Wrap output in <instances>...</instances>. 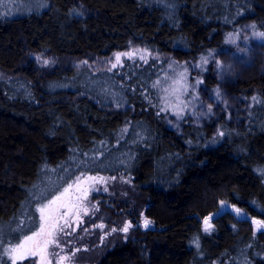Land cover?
<instances>
[{
  "label": "trees",
  "instance_id": "obj_1",
  "mask_svg": "<svg viewBox=\"0 0 264 264\" xmlns=\"http://www.w3.org/2000/svg\"><path fill=\"white\" fill-rule=\"evenodd\" d=\"M244 27L260 38L264 0H0V69L14 74L0 78L5 264L4 249L40 227L39 209L85 174L130 184L98 215L107 228L131 221L127 233L101 246L73 239L88 242L93 264H264V228L251 221H264V71L219 83L201 59ZM131 44L163 57L114 70L26 61L29 51L103 57ZM196 89L217 99L211 111L189 109Z\"/></svg>",
  "mask_w": 264,
  "mask_h": 264
},
{
  "label": "rangeland",
  "instance_id": "obj_2",
  "mask_svg": "<svg viewBox=\"0 0 264 264\" xmlns=\"http://www.w3.org/2000/svg\"><path fill=\"white\" fill-rule=\"evenodd\" d=\"M237 37L238 38L234 40V44L231 48L220 49L213 58H210V61H208L209 64L205 63L206 67H210L213 69L219 83L223 82V80H230L235 77H240L242 76L243 72L247 70H257L261 72L264 71L263 38L253 37L247 27H244L241 30V33L237 35ZM117 53H128L131 55H121L119 62H117ZM37 57H40V59L38 60ZM154 57L161 58L163 57V55L152 52L142 46L131 44L125 50L114 51L110 55L103 57H78L67 55L54 56L45 53H36L29 51L26 54V61H31L41 71H48L53 68L62 69L66 67H89L93 70H114L115 68L121 67L128 61L130 63L145 62L148 59ZM44 60H48L49 64H43ZM217 60L221 61L222 65L228 68L229 70L227 72L222 73L221 69L217 67ZM113 65H115V67H113ZM11 77H14L13 73L0 69V78ZM197 93L199 96V100L195 101L193 99H190L189 109L191 108V110H194L195 112L199 113L204 110L207 106L217 103V99L212 96L211 91L202 89V92L198 90ZM233 103L235 104L236 110H240L241 108H243V106H241L238 102ZM88 177H96L97 180L92 181L89 180ZM100 177L104 178L103 181H99ZM77 178H79V182H77ZM77 178L70 183L72 187L69 189V191L66 193L64 191L61 199L56 203L50 205L49 208L45 210V215L51 217L48 223L58 224L62 228V231H58L55 233L60 247H56L55 245H49L46 253L44 254L49 264H57V261H59L61 256L71 257L70 260H65L63 264H91L92 256L88 253L86 255L85 252H82V250H88V242H85L81 248H77V241L75 242L73 239L78 240L77 238H83L85 241H95L96 246H101L103 244V240L101 239V237L104 238L108 236L109 233L111 234L112 229H117L118 232H121L119 231V229H121L126 222L131 223V221L126 219L125 221H122L118 226H115L116 228H107L108 226L106 222L98 216L100 213L104 214L106 212L103 207H106V205L109 206L107 202L108 199H110L111 201V197H115V194L117 192H121V190L124 191L128 189V185L130 184L126 179L121 177H113L99 174H85ZM124 186L128 187L125 188ZM68 188L69 186L66 189ZM105 189L107 190L105 191ZM84 190H87L88 193L86 198H84ZM52 200L53 199H51L50 201ZM46 205H48V203ZM73 205H76L77 207H73ZM86 209L88 210L87 214H85ZM65 213H67V215H65ZM241 215L244 216L243 212L241 213ZM92 220H95L92 224V228H100V233L97 235V237L96 234L93 233L95 234L92 235L93 240H91V234L89 235V229L86 228L87 222H90ZM203 222L204 219L202 220V230L204 228ZM101 224L104 225L103 228L98 227V225ZM135 226L136 225H134V227ZM40 228L41 225L35 233L39 232ZM50 230L51 229L49 228V231ZM113 232V235L118 236L116 231ZM32 235L33 234L29 236ZM38 239L40 240V247L42 248L44 240L50 239V237L40 236L38 237ZM113 242L114 241H112L111 243ZM73 244L76 247H73L71 250H69L70 245ZM77 249H79V251H77ZM35 250L39 251L40 249L37 248ZM52 253H55L56 255H52ZM81 253L86 256H80ZM40 261L41 256L36 255L29 256L28 258L22 261H17V264H40Z\"/></svg>",
  "mask_w": 264,
  "mask_h": 264
},
{
  "label": "snow or ice",
  "instance_id": "obj_3",
  "mask_svg": "<svg viewBox=\"0 0 264 264\" xmlns=\"http://www.w3.org/2000/svg\"><path fill=\"white\" fill-rule=\"evenodd\" d=\"M252 27H255V25H252ZM228 35H229V38H231L233 34L229 33ZM254 35H256L257 37H260V38H264V32H257V33H254ZM230 42H234V41L230 40ZM121 55H131V54H128V53H125V54L117 53L116 54L117 62H119ZM37 59L39 60L40 57H37ZM201 59L204 61V63H207V60L205 58L202 57ZM216 63H217V67L221 69L222 73L227 72L229 70L228 68H226V67H224L222 65L221 61L217 60ZM43 64L47 65V64H49V61L48 60H44ZM113 67H115V65H113ZM217 95H219V89H217ZM252 99H253V101H255L257 103H261L262 102L256 96H253ZM209 111H211V106H209ZM220 135H223V133H220ZM262 171H264V170H262ZM88 179L92 180V181H96L97 180L96 177H88ZM103 179H104L103 177H100L99 181H103ZM77 182H79V178H77ZM71 187H72V185H69V188L65 189V193L68 192ZM106 190L107 189H105V191ZM87 194H88L87 190H84V198L87 197ZM62 196H63V193L60 196L54 197L52 201H49L48 205H44L43 207H41L39 209V211L41 213V221H42L41 228H40L39 232L33 233L32 236H26L24 241L21 242L18 245L9 246V247H6L4 249V254L7 255L10 258L12 264H17V261H22V260H25L26 258H28L29 256H36V255H40L41 256L40 264H49V262L45 258L44 254L46 253L49 245H55L56 247H60V244L58 242V239H57L55 233L58 232V231H62V228L58 224H49L48 223V221L50 220L51 217L45 215V210L47 208H49L50 205H52V204L56 203L57 201H59ZM221 205L223 207L224 206V202H221ZM73 207H77V206L73 205ZM235 211H236L237 215L241 214V210L240 209L237 208V209H235ZM87 212H88V210L86 209L85 210V214H87ZM65 215H67V213H65ZM141 215H143V213ZM214 215L215 214H210L209 216H206L204 218V222H203L204 228H203V230L205 232H208V231L212 230V224L210 223V219ZM151 223H152L151 220L145 218L143 220V227L147 229L151 225ZM253 223L257 226V228H264V221H256V220H254ZM23 225H24V221L21 220L20 224L17 226V228L16 229H12V231H20V230H22ZM98 227L103 228L104 225L101 224V225H98ZM131 227H132L131 223L126 222L124 224V226L121 229H119V231L127 233ZM49 228L51 229L50 231H49ZM112 231H117V229H112ZM3 235H4V226L0 225V245H3V243H4ZM40 236L50 237V239H45L44 240L42 248L40 247V240L38 239V237H40ZM101 239L103 240V237H101ZM196 243H197V246H199L198 242H196ZM37 248H39L40 250L36 251L35 249H37ZM77 251H79V249H77ZM52 255H56V254L52 253ZM70 259H71V257H69V256H61L59 261H57V264H63V262L65 260H70ZM0 264H5L2 256H0Z\"/></svg>",
  "mask_w": 264,
  "mask_h": 264
},
{
  "label": "water",
  "instance_id": "obj_4",
  "mask_svg": "<svg viewBox=\"0 0 264 264\" xmlns=\"http://www.w3.org/2000/svg\"><path fill=\"white\" fill-rule=\"evenodd\" d=\"M220 212H225V211H234L232 208H230L228 205L224 204V206L222 207V205H220ZM254 221V220H251Z\"/></svg>",
  "mask_w": 264,
  "mask_h": 264
}]
</instances>
